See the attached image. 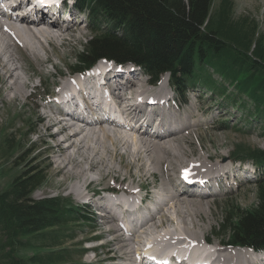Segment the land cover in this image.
<instances>
[{
	"label": "bare ground",
	"instance_id": "obj_1",
	"mask_svg": "<svg viewBox=\"0 0 264 264\" xmlns=\"http://www.w3.org/2000/svg\"><path fill=\"white\" fill-rule=\"evenodd\" d=\"M43 1L38 0L37 12L40 15L48 13L46 17L54 21L57 20L59 7L70 8L66 0H52L51 5L56 9L53 6L48 8ZM26 16L25 13V18ZM76 16L69 10L65 30L52 35L47 29L28 25L23 17L7 20L0 14V83L5 87L3 98L8 103L13 104L15 99L25 96L27 79L31 78L28 67H23L18 61L28 62L31 68H34L32 63L43 65L52 61L48 45H63L66 39H77L83 32L79 26L80 20L71 21ZM29 18L35 21L38 16L32 15ZM52 53L63 58L58 50ZM103 64L104 62H98L93 67L97 69ZM52 65L58 68L55 63ZM109 71L106 74L109 78L107 84L115 92L116 107L128 116L127 126L131 125V121L135 124V119L145 107L144 100L153 102L152 110L145 113L146 117L138 121L136 128L107 126L98 121L97 117V122H85L78 117L80 114L74 113L76 109L70 104L62 107L63 102L68 100L67 96L82 95L81 88L74 89L70 82L63 79L59 84V94H56V89L49 90L54 94V101L44 105L46 109L38 117L46 119V129L55 128L49 132V136L55 138L54 146L60 151L57 160H54L57 172L62 175L59 185H63L68 178H74L75 181L67 186L68 191L75 199H80L84 197L92 181L104 182L107 176H112L119 182L121 192L117 194L118 197L128 194L125 203L130 206L139 199L138 190L144 187V184L133 187V177L137 174L147 178L158 173L161 182L155 193H147L153 204L151 208L146 205L135 212V220L124 215L127 210L120 207L122 200L117 204L109 201L106 205L102 221L106 224V231L114 234L109 240L113 244L111 257L121 260L116 264H140L136 255L144 252L161 254L171 250L173 252L170 257L178 251L197 252L209 239V235L205 234L206 226L210 223L209 219L204 218V215L210 213L206 204L210 196L220 193L221 184L229 181V176L220 178L221 175L226 176L227 170L224 169L229 162L219 156L221 158L214 160L217 162H208L206 166L207 157L210 161L213 160L210 155L203 158L197 151L187 149L184 145L185 138L194 132L197 120L188 119L186 122L182 117H188L190 112L181 111L177 105L173 106L176 110L169 109L170 95L163 85L158 88L147 86V82L138 77L136 70L129 66H111ZM36 72L43 74L41 69ZM90 87L94 88L95 85ZM152 89H155L154 92H151ZM58 100L62 106L58 104ZM87 106L92 112L93 108ZM64 111L67 113L64 114ZM68 114L71 115L70 119L66 117ZM154 115L158 117L152 119ZM182 120L183 127L177 128L178 122ZM148 129L152 130V134H147ZM231 165H227L228 175ZM218 166L220 169H217ZM231 171L236 175L246 173L245 170ZM109 187L111 184H106L102 189ZM91 201L95 203L96 199ZM124 217L127 218L125 221L131 222L129 231L119 221ZM209 247L203 251V259L199 261L202 264H251L255 258L247 250L249 247L227 245L224 240L220 242L214 239ZM155 260H160L158 264H173L168 257Z\"/></svg>",
	"mask_w": 264,
	"mask_h": 264
},
{
	"label": "trees",
	"instance_id": "obj_2",
	"mask_svg": "<svg viewBox=\"0 0 264 264\" xmlns=\"http://www.w3.org/2000/svg\"><path fill=\"white\" fill-rule=\"evenodd\" d=\"M77 1L96 29L69 67L82 69L105 57L137 64L152 80L168 73L178 95L192 84L202 87L219 103L243 110L242 123L257 120L264 139V34L254 19L234 16L232 0ZM3 144L5 154L13 136ZM230 154L264 170V145L237 143ZM46 175L27 165L0 190V264H73L71 256L84 253L82 241L76 248L63 245L74 237L66 232L89 220L84 209L61 195L32 196ZM254 182L256 203H225L219 228L227 243L264 248V175Z\"/></svg>",
	"mask_w": 264,
	"mask_h": 264
},
{
	"label": "rangeland",
	"instance_id": "obj_3",
	"mask_svg": "<svg viewBox=\"0 0 264 264\" xmlns=\"http://www.w3.org/2000/svg\"><path fill=\"white\" fill-rule=\"evenodd\" d=\"M232 1L234 4V16L246 15L249 18L254 19L257 23L258 30L264 34V0ZM218 2L219 0H214V5H217ZM72 11L74 12L73 8ZM81 15H83L84 19L88 21L86 14ZM76 17L72 18L71 21L75 22L76 19L80 20L79 26L83 32L79 34L77 39H66V43L63 45H52V47L51 45H48L47 48L49 49L52 61L43 65L32 63L34 68H31L26 61H18L23 67H28L27 70L31 76L30 79H27L28 85L24 90V97L15 99L13 104L8 103L3 98V95H5V87L0 83V190L7 185L12 176L17 174L25 166L37 165L44 168L47 173L46 179L34 190L32 193L33 197L40 198L43 196L61 195L68 198L74 205H84L86 208L84 210L85 213L90 214V212H93V219L89 218V220L79 222L66 232L74 235V237L73 239L64 238L63 245L76 248L79 247V243L82 241L83 244L81 247L83 248L90 246L97 248L95 250H86L81 256L75 254L72 255L71 263L81 264L82 262H87L90 264H116L117 261L119 262L121 260L111 257L113 244L109 242L114 234L106 231V224L102 221L103 217L101 220V218L97 216L95 211L98 209L93 205L95 204L94 201H91L94 198L90 200V205L83 202V199H85L83 197L75 199L73 194L68 191L67 187L73 180L75 181L74 178H68L63 185H59L62 175L57 172V163L55 161L57 160L60 151L54 146L55 138L49 136V132L53 131L55 128L52 127L46 129V119H39L38 117L39 113L46 109L44 107L47 103V100H44L46 96L45 91L56 89V94H59V84L69 75L68 65L74 61L75 55L90 37V23L87 25L81 24V19ZM52 49L56 51L58 50V52L63 55V58L55 56V54L52 53L54 51ZM52 63H55L58 68L54 67ZM122 65L127 66L132 64L122 63ZM37 69H41L43 74H38L36 72ZM140 77L141 79L146 78L145 75ZM163 78L166 79L167 76L164 75ZM195 89L196 90L189 89L186 92V103L178 98L174 99L175 103L181 104V108L179 107L181 111L190 112L188 117H182L186 119V122L188 119L197 120V123L194 126V132L186 136V142L184 145L188 150L192 149V151H197L203 158L210 155L213 160L210 161L209 157H207L206 166H208V162H217L214 160L221 158L219 156H222V160L224 159L225 161L232 163L230 151L237 143H243L250 146L264 145V139L260 134L259 123L257 120L252 119L247 124L242 123L241 118L243 117V110H240L238 107L226 105L222 102L219 103L218 97L211 96L208 91H203L201 88ZM173 95L174 97L176 96V94ZM187 104L189 106L186 109ZM225 120H228L226 121L227 123L224 122ZM6 136H13V147L4 154L2 153V148L4 147L3 140ZM27 151L29 152L27 153ZM16 155H19V157L15 158ZM24 158V162L22 164L19 163ZM118 159L119 156L117 160ZM238 162H243L245 164L249 163V161H237V163ZM233 163L230 168L231 170L235 169L236 171H240L243 169L242 165L237 166V164ZM227 165L226 169L223 167L224 170H227L226 176L221 175L220 178L224 179L228 176ZM217 169H220V166H218ZM248 175H253L252 179H255L258 174L256 171H251L250 173L248 172ZM238 177L239 179H244L243 175L239 174ZM160 182V175L155 173L147 178L136 174L131 183L133 187H136L139 184H144L143 188H146L145 192L151 193L150 190L157 188ZM228 182L229 181L227 180V184ZM106 184H111V187L119 188V182L115 181L112 176H107L104 182L92 181L88 190L92 189L96 191V189H100ZM255 187L256 184L254 181L243 182L239 187L233 186L232 189H228L223 193L210 196V199L208 200L209 204H206L209 206L210 213L204 215L205 220H210V223L208 222L205 229V234L207 236L209 235V239L206 240V242L211 244L214 239L220 242L221 240L225 241L226 238L219 228V223L222 221L224 204L228 202L238 208L251 207L257 200ZM223 188V184H221V189ZM145 192L141 191L142 194ZM87 209L89 210L88 212ZM169 226L170 225H168V227ZM94 234H100L101 238L88 241L87 239L91 238ZM25 252L29 254L30 250H26ZM138 255L139 254L136 255L137 258ZM262 264H264V262Z\"/></svg>",
	"mask_w": 264,
	"mask_h": 264
}]
</instances>
